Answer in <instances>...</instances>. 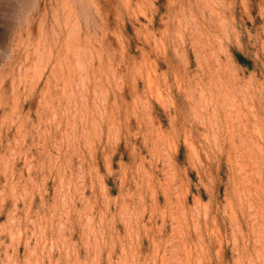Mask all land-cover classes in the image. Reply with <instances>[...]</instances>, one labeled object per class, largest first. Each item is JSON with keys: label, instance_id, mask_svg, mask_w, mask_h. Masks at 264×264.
Masks as SVG:
<instances>
[{"label": "rangeland", "instance_id": "1", "mask_svg": "<svg viewBox=\"0 0 264 264\" xmlns=\"http://www.w3.org/2000/svg\"><path fill=\"white\" fill-rule=\"evenodd\" d=\"M0 264H264V0H0Z\"/></svg>", "mask_w": 264, "mask_h": 264}, {"label": "clouds", "instance_id": "2", "mask_svg": "<svg viewBox=\"0 0 264 264\" xmlns=\"http://www.w3.org/2000/svg\"><path fill=\"white\" fill-rule=\"evenodd\" d=\"M29 223H31V222L29 221ZM29 230H30V229H28L27 227L24 228V231H25V232H28ZM29 239H31V237H29Z\"/></svg>", "mask_w": 264, "mask_h": 264}]
</instances>
